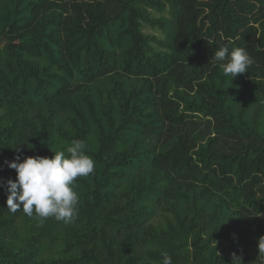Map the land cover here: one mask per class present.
I'll use <instances>...</instances> for the list:
<instances>
[{
    "label": "trees",
    "instance_id": "obj_1",
    "mask_svg": "<svg viewBox=\"0 0 264 264\" xmlns=\"http://www.w3.org/2000/svg\"><path fill=\"white\" fill-rule=\"evenodd\" d=\"M74 140L73 219L10 212L5 161ZM261 236L264 0H0V264H264Z\"/></svg>",
    "mask_w": 264,
    "mask_h": 264
},
{
    "label": "clouds",
    "instance_id": "obj_2",
    "mask_svg": "<svg viewBox=\"0 0 264 264\" xmlns=\"http://www.w3.org/2000/svg\"><path fill=\"white\" fill-rule=\"evenodd\" d=\"M214 59L222 72L231 76L244 73L252 60L246 50L236 47H221L215 51ZM81 140H74L65 151H57L51 158L17 156L13 161H5L8 168L15 170L16 179L7 181L6 207L16 213L22 211L32 217H38V226L46 219L70 222L77 213L78 195L73 184L78 177H87L94 172L95 162L83 149ZM258 252L264 255V236L256 242ZM162 264H172L171 256L161 252ZM240 261L238 259H234Z\"/></svg>",
    "mask_w": 264,
    "mask_h": 264
},
{
    "label": "rangeland",
    "instance_id": "obj_3",
    "mask_svg": "<svg viewBox=\"0 0 264 264\" xmlns=\"http://www.w3.org/2000/svg\"><path fill=\"white\" fill-rule=\"evenodd\" d=\"M146 30H147V31H150V30H153V29H151L150 27H147Z\"/></svg>",
    "mask_w": 264,
    "mask_h": 264
}]
</instances>
